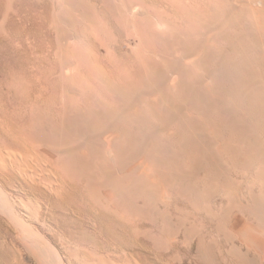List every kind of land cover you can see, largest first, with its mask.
Wrapping results in <instances>:
<instances>
[{
    "label": "rangeland",
    "instance_id": "374dc122",
    "mask_svg": "<svg viewBox=\"0 0 264 264\" xmlns=\"http://www.w3.org/2000/svg\"><path fill=\"white\" fill-rule=\"evenodd\" d=\"M0 145L73 194L0 174L26 264H264V0H0Z\"/></svg>",
    "mask_w": 264,
    "mask_h": 264
},
{
    "label": "bare ground",
    "instance_id": "6f19581e",
    "mask_svg": "<svg viewBox=\"0 0 264 264\" xmlns=\"http://www.w3.org/2000/svg\"><path fill=\"white\" fill-rule=\"evenodd\" d=\"M4 123V122H3ZM2 123V124H3ZM5 126V125H4ZM11 132V131H10ZM13 134V133H12ZM15 137V136H14ZM12 139V138H11ZM23 143V142H22ZM9 144V143H8ZM2 145V144H1ZM0 145V146H1ZM17 145V144H16ZM15 146V145H14ZM20 149V148H19ZM32 151V150H31ZM12 153H13V151H12ZM22 153V152H21ZM34 153V152H33ZM27 154V153H26ZM4 155H6V153H4ZM38 157L36 158V157H34V155H27L26 157H24L23 156V154H20L19 153V156L17 157V163L16 164H12V165H10V164H7V163H9V162H6V161H2L1 159H0V174H1V177H2V175H3V177L5 178L6 176V178H8V179H10L9 177L10 176H14V175H12L14 172L15 173H17L18 172V174H20L21 176H23V175H25L24 177L26 178V179H23V177H21V179H23V183H25V184H27L28 186V188H31V189H33L34 190V188L35 189H38L39 191H40V188H41V191H42V187H43V192L45 191L46 193L48 192L49 193V195H51V196H53V197H55L56 199H57V201L59 200V202H60V200H65V199H68V198H70V194L71 195H73L72 193H71V190L70 189H67L66 188V185L64 186V184L59 180H57V182H59V184H55V185H53V181L54 180H52V179H54V178H50V181H52V185H48V180H45L46 178L48 179V174H49V172L44 168V165H42L41 163H39L38 162ZM19 160V161H18ZM43 161V160H42ZM34 163V164H33ZM44 163H45V161H44ZM17 170V171H16ZM50 170V169H49ZM47 171V172H46ZM53 172H54V170H53ZM46 173H48V174H46ZM51 174H55V173H51V171H50V175ZM52 176V175H51ZM0 177V178H1ZM17 177V176H16ZM11 178H13V177H11ZM19 179H20V177H19ZM41 179H43V180H45V181H42ZM58 179V178H57ZM7 180V179H6ZM6 180H4V181H6ZM8 181V180H7ZM49 181V182H50ZM60 182H61V184H60ZM66 182V181H65ZM1 183H3V182H1ZM5 184H7V183H5ZM37 184H42V187H40V186H38V187H40V188H37ZM68 184V183H67ZM16 185V184H15ZM69 185H71V184H69ZM8 186V185H7ZM10 186V185H9ZM2 186H0V189H2L1 188ZM13 187V186H12ZM13 189V188H12ZM15 190V189H14ZM27 190H29V189H27ZM3 191V190H2ZM5 191V190H4ZM15 191H17V190H15ZM20 192V191H19ZM23 192V191H22ZM26 192V191H25ZM28 193V192H27ZM30 193V192H29ZM47 193V194H48ZM5 196H7V194L5 193L4 194ZM18 195H20V194H18ZM28 195V194H27ZM46 195V194H45ZM5 196H3V197H5ZM40 196V195H39ZM48 197V196H47ZM2 198V197H1ZM8 198V197H7ZM36 198V197H35ZM54 198V199H55ZM85 198V197H84ZM6 199V198H5ZM22 200H24L23 198H21ZM38 199V198H37ZM42 199V198H41ZM48 200H49V198H47ZM52 199V198H51ZM72 199V198H71ZM18 200V199H17ZM74 200V199H73ZM8 201V199L5 201V202H7ZM13 201H16V200H13ZM32 200H30V201H27L26 202V204L28 205V204H31L32 202H31ZM4 202V201H3ZM10 202L11 201H9L8 203H7V205L9 204L10 205ZM28 202H30V203H28ZM62 202V201H61ZM76 202V201H75ZM12 203V202H11ZM14 203V202H13ZM17 203V202H16ZM71 203V202H70ZM73 203V202H72ZM6 204V203H5ZM45 204V203H44ZM14 205V204H13ZM19 206V205H18ZM30 205H28L27 207H29ZM10 207H11V205H10ZM13 207V206H12ZM11 207V208H12ZM25 207V206H24ZM31 207V206H30ZM11 208H10V210H11ZM20 208H21V206H20ZM23 208V207H22ZM26 208V207H25ZM24 208V209H25ZM14 209V208H13ZM29 209V208H28ZM15 210V209H14ZM27 210V209H26ZM25 210V211H26ZM31 211L30 212H32V214H33V211H32V209H30ZM55 210V209H54ZM57 210V209H56ZM11 211H13V210H11ZM16 211V210H15ZM34 211H35V209H34ZM42 213V212H41ZM70 213V212H69ZM4 214V213H3ZM10 214V213H9ZM19 214V213H18ZM22 214V213H21ZM53 214V213H52ZM1 215V214H0ZM14 215H15V213H14ZM30 214H28V216H29ZM39 216V215H38ZM52 216V215H51ZM50 216V217H51ZM3 217L4 216H2V219H3ZM15 218V216H13V212H12V218ZM17 217V216H16ZM5 218V217H4ZM98 218V217H97ZM0 219H1V217H0ZM22 220H23V218H21ZM20 219V217H19V219L17 220V219H15L17 222H21L22 220ZM30 219V218H29ZM37 219H39V218H37ZM95 219V218H94ZM13 220V219H12ZM21 220V221H20ZM3 221H4V219H3ZM14 221V220H13ZM32 221V220H31ZM30 221V222H31ZM35 221V220H34ZM39 221V220H38ZM1 222H2V220H1ZM6 222V221H5ZM12 222V221H11ZM23 222H24V220H23ZM13 223V222H12ZM25 223V222H24ZM8 224H10V223H8ZM35 224V223H34ZM7 225V224H6ZM26 225V223L25 224H23V223H20V227H24L23 229H24V231L26 230V233H28L29 232V235L30 234H33L32 232H31V230H30V227L28 228L27 227V225ZM44 225V224H43ZM115 225V224H114ZM2 226V225H1ZM4 226V225H3ZM10 226V225H9ZM9 226H8V228H9ZM6 227V226H5ZM44 227V226H43ZM10 228H12V226L10 227ZM9 228V229H10ZM14 228V227H13ZM12 228V230H14ZM34 228V227H33ZM46 228V227H45ZM44 228V229H45ZM3 232H2V234L0 233V252L1 251H5V250H7V251H9V253L11 252V256H9L8 255V252H5V256L7 255V257H9V262L7 263V264H26L25 263V255H24V253H22L21 251H23V252H25L23 249H22V247H21V251L20 250H18L16 247L18 246H14V244L12 243V241H11V238H10V240H9V238L8 237H10V233H9V231L7 230V229H4V228H0ZM18 229H19V227H18ZM0 230V231H1ZM21 230V229H20ZM19 230V231H20ZM34 230V229H33ZM37 230V229H36ZM17 231V230H16ZM23 231V230H22ZM28 231V232H27ZM35 231V230H34ZM40 231V230H39ZM38 231V232H39ZM96 231V230H95ZM94 231V232H95ZM12 232V231H11ZM37 232V233H38ZM14 233V232H13ZM22 233V232H21ZM40 233V232H39ZM38 233V234H39ZM69 233V232H68ZM86 233V232H85ZM14 234H16V233H14ZM36 234V233H35ZM63 234V233H62ZM29 235H27V234H23V236H24V238L23 239H25V240H27L28 241V245H29V247H30V249L32 250H30L31 251V253L30 254H32V256H34V257H31V258H35V260H36V263L37 264H64L63 263V261L59 258V256L56 254V252H54V251H52L54 248H52V250L51 249H49L48 247H47V245L45 244V243H43L41 240H39V238L38 239H36L37 237H34L33 238V236L32 237H30ZM64 235V234H63ZM21 236V235H20ZM14 237H15V235H14ZM22 237V236H21ZM41 237V236H40ZM116 237V236H115ZM60 239H61V236L59 237ZM260 238V237H259ZM66 240V239H65ZM64 240V241H65ZM68 240V239H67ZM82 240V239H81ZM117 240V239H116ZM249 240L250 241H252L253 243H256V244H261V241L256 237V236H250L249 237ZM110 241V240H109ZM130 241V240H129ZM19 242V241H18ZM76 242V241H75ZM67 244V241L65 242V245ZM70 244V243H69ZM68 244V246H70ZM107 245H109V244H107ZM111 245V244H110ZM71 246H72V244H71ZM70 246V247H71ZM74 246H75V244H74ZM74 246H72V247H74ZM91 246V245H90ZM93 246V245H92ZM96 247H94V248H97V247H99V246H97V245H95ZM120 246V245H119ZM131 246H133V244H131L130 246H128V247H131ZM64 247V246H63ZM82 247H83V245H82ZM82 247H79V248H82ZM84 247H86V246H84ZM107 247V246H106ZM106 247H104V248H106ZM111 247V246H110ZM109 247V248H110ZM126 247V246H125ZM125 247H123V248H125ZM25 248V247H24ZM67 249H68V247H66ZM65 248V249H66ZM77 248H78V246H77ZM92 248V247H91ZM113 248H114V245H113ZM112 248V249H113ZM132 248H134V247H132ZM131 248V249H132ZM20 249V248H19ZM56 249V248H55ZM66 249V250H67ZM70 249V251H73V249H71V248H69ZM68 249V250H69ZM86 248H84L83 249V251L85 250ZM100 249V248H99ZM107 249V248H106ZM112 249H110V250H112ZM130 249V250H131ZM141 249V248H140ZM63 250V249H62ZM108 250V249H107ZM117 250H119V249H117ZM136 250V249H135ZM142 250H144V249H142ZM29 251V250H28ZM33 251L35 252V254L36 255H34V253H33ZM75 251V250H74ZM85 251H88V252H90V250H85ZM94 251V250H93ZM96 251V250H95ZM122 251V250H121ZM258 251V250H257ZM65 253H66V251H64ZM77 252V251H76ZM87 252V253H88ZM103 252V251H102ZM111 252V251H110ZM114 252V251H113ZM119 252V251H118ZM129 252V251H128ZM73 253V252H72ZM86 253V252H85ZM108 253V252H107ZM107 253H105V254H107ZM115 253V252H114ZM0 254H2V253H0ZM79 254V253H78ZM89 254V253H88ZM122 254V253H121ZM123 254H124V252H123ZM123 254L122 255H120V260L122 259V257H123ZM135 255H136V253H134ZM27 255H28V253H27ZM65 255H67V254H65ZM83 254H81V252H80V256L79 257H81ZM91 255V254H90ZM90 255H89V257H90ZM97 255H99L98 253H97ZM135 255H134V258H135ZM100 256V255H99ZM103 256H104V254H103ZM111 256H113V255H111ZM117 256H118V254H117ZM122 256V257H121ZM126 256H128V254L127 255H125V257ZM133 256V255H132ZM1 257V256H0ZM69 257V256H68ZM91 257H92V255H91ZM90 257V258H91ZM160 257V256H159ZM259 257H262V256H259ZM264 257V256H263ZM88 258V257H87ZM93 258H95V257H93ZM112 258V257H111ZM114 258V257H113ZM118 258H119V256H118ZM254 258V257H253ZM1 259V258H0ZM72 258H70V260H71ZM74 259V258H73ZM96 259V258H95ZM95 259H91V261H87L86 260V258H81V259H79V261H78V264H118V263H116V261H112V260H110L109 258H108V260L106 259V257H105V259L104 258H97L96 260ZM130 259V258H129ZM133 259V258H132ZM68 260V259H67ZM76 260V259H75ZM95 260V261H94ZM116 260L118 261L119 259H117L116 258ZM123 260V259H122ZM136 260V259H135ZM138 260V259H137ZM3 261V260H2ZM29 261V260H28ZM34 261V260H33ZM65 261V260H64ZM129 260H127V262H128ZM130 261H131V259H130ZM133 261V260H132ZM251 261V260H250ZM257 261V260H256ZM30 262V261H29ZM68 262V261H67ZM121 262V261H120ZM123 262V261H122ZM121 262V263H122ZM135 262V261H134ZM162 262V261H161ZM2 263H4V261L2 262ZM36 263H34V264H36ZM65 263H66V261H65ZM73 263H75V262H73ZM72 263V264H73ZM129 263V262H128ZM168 263V262H167ZM4 264H6V263H4ZM67 264V263H66ZM69 264V263H68ZM127 264V263H126ZM131 264H132V262H131ZM145 264V263H144ZM164 264V263H163ZM166 264V263H165ZM169 264V263H168Z\"/></svg>",
    "mask_w": 264,
    "mask_h": 264
}]
</instances>
